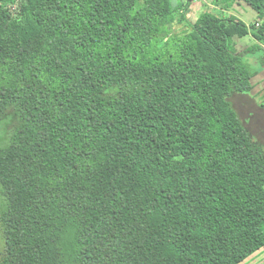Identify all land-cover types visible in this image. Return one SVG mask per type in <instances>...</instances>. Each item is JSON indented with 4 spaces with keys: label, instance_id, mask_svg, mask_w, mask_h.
<instances>
[{
    "label": "trees",
    "instance_id": "1",
    "mask_svg": "<svg viewBox=\"0 0 264 264\" xmlns=\"http://www.w3.org/2000/svg\"><path fill=\"white\" fill-rule=\"evenodd\" d=\"M194 1L0 0V264H241L264 248V145L231 100L264 70V0H215L245 2L251 24L191 21Z\"/></svg>",
    "mask_w": 264,
    "mask_h": 264
},
{
    "label": "rangeland",
    "instance_id": "2",
    "mask_svg": "<svg viewBox=\"0 0 264 264\" xmlns=\"http://www.w3.org/2000/svg\"><path fill=\"white\" fill-rule=\"evenodd\" d=\"M224 7L217 4L215 0H195L191 4L190 12L187 14L189 20L194 21L197 16L205 10L214 13H221ZM225 12L232 13L246 23L260 22L259 14L248 4L242 1H236L232 7ZM180 16H178L179 18ZM189 30L187 20L177 21L171 26L170 37L181 35L184 31ZM255 42L251 35L237 39L239 48L246 47ZM253 91L250 95H235L231 98L233 104L238 111L241 119L246 127L258 138L264 145V109L260 107V103L264 98V70L257 74L253 79ZM5 250L4 233L0 224V257ZM241 264H264V248H261L254 255L249 257Z\"/></svg>",
    "mask_w": 264,
    "mask_h": 264
},
{
    "label": "crops",
    "instance_id": "3",
    "mask_svg": "<svg viewBox=\"0 0 264 264\" xmlns=\"http://www.w3.org/2000/svg\"><path fill=\"white\" fill-rule=\"evenodd\" d=\"M260 17V16H259Z\"/></svg>",
    "mask_w": 264,
    "mask_h": 264
}]
</instances>
